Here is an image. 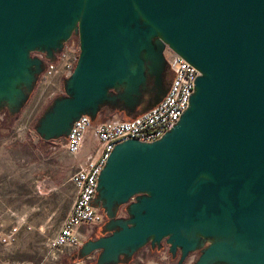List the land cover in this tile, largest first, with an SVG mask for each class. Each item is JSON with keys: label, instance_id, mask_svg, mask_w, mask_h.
<instances>
[{"label": "water", "instance_id": "obj_1", "mask_svg": "<svg viewBox=\"0 0 264 264\" xmlns=\"http://www.w3.org/2000/svg\"><path fill=\"white\" fill-rule=\"evenodd\" d=\"M72 36L64 94L34 124L45 141L81 115L157 104L166 46L199 71L171 129L111 150L92 201L106 221L76 258L128 264L164 241L176 264L193 251V264H264V0H0V113L29 100L45 66L35 53L52 61Z\"/></svg>", "mask_w": 264, "mask_h": 264}, {"label": "built area", "instance_id": "obj_2", "mask_svg": "<svg viewBox=\"0 0 264 264\" xmlns=\"http://www.w3.org/2000/svg\"><path fill=\"white\" fill-rule=\"evenodd\" d=\"M35 55L43 59L45 66L34 88L35 91L39 86L31 106L33 118L41 114L53 98L64 94L63 81L71 75L79 56L78 38L75 40L72 36L66 41L52 61L42 53L36 52ZM163 56L171 79L166 93L157 104L134 117H121L117 111H110L105 118H101L100 112L95 120L81 115L72 124L67 137L50 141L61 146L70 157L74 170L68 182L76 189V195L57 230L45 239L49 260L78 250L94 234L95 228L106 221L102 208L93 205L92 201L96 195L98 175L114 146L128 139L151 142L160 138L177 123L188 107L199 71L167 46ZM117 216H127L125 205L119 208ZM17 230V226L11 227L0 235V242H13ZM198 255V251L188 253L182 264H193ZM95 258L96 253H92L72 264H86Z\"/></svg>", "mask_w": 264, "mask_h": 264}, {"label": "rangeland", "instance_id": "obj_3", "mask_svg": "<svg viewBox=\"0 0 264 264\" xmlns=\"http://www.w3.org/2000/svg\"><path fill=\"white\" fill-rule=\"evenodd\" d=\"M38 89L39 86L37 85L18 114L10 116L7 111L0 113V187L3 191V200H10V191H12V193L18 192L19 198L26 196V200L33 203L35 199L32 190L36 185L34 184L36 176H40L46 171H59L68 181L69 175L74 170V167L70 165V157L64 149L50 141L40 139L34 130V124L40 114L33 118L31 106ZM109 114L110 111L104 109L101 111V118H105ZM120 116L125 117L123 113H120ZM22 192L27 193V195H22ZM62 208H67V205L65 204ZM60 213H63V210ZM37 214L40 215V213ZM62 218V214L52 217V225L47 229L46 237L51 236L57 230ZM100 227L95 228L92 238L100 235ZM4 233L6 231L2 234ZM26 247L33 250L31 243ZM77 251L71 250L70 254L76 256ZM95 259L86 264H92ZM172 263L166 248L151 252L147 245L140 249L128 264Z\"/></svg>", "mask_w": 264, "mask_h": 264}, {"label": "crops", "instance_id": "obj_4", "mask_svg": "<svg viewBox=\"0 0 264 264\" xmlns=\"http://www.w3.org/2000/svg\"><path fill=\"white\" fill-rule=\"evenodd\" d=\"M35 178L33 203L27 201L26 196L19 198V193L12 191L10 200H3L0 187V235L11 227H18L13 242H0V264H72L78 258L70 253L60 255L56 260H49L44 243L46 231L52 225V217L57 214L64 217L76 195V189L59 171H46ZM21 194L27 195L25 192ZM65 204L67 208L63 209ZM61 210L63 213H60ZM91 237L93 236L88 238ZM29 243L33 250L27 249Z\"/></svg>", "mask_w": 264, "mask_h": 264}, {"label": "flooded vegetation", "instance_id": "obj_5", "mask_svg": "<svg viewBox=\"0 0 264 264\" xmlns=\"http://www.w3.org/2000/svg\"><path fill=\"white\" fill-rule=\"evenodd\" d=\"M73 38L75 39V40H77V36H73ZM170 79H171V73H169V77H168V81H167V84L170 82ZM104 224V223H103ZM101 228V227H100ZM167 247V250H168V245L163 241L162 242V246H161V248L160 249H156V248H154V249H152L151 248V246L150 245H148V248H149V251H160V250H162V249H164V248H166ZM169 253V252H168ZM199 253V252H198ZM170 254V253H169ZM170 260L173 262L172 264H176V262H177V258H172L171 257V255H170ZM131 262V261H130ZM129 262V263H130Z\"/></svg>", "mask_w": 264, "mask_h": 264}]
</instances>
